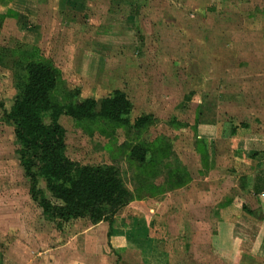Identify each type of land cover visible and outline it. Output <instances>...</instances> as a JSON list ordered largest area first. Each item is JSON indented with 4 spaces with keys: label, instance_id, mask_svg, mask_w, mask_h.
<instances>
[{
    "label": "rangeland",
    "instance_id": "374dc122",
    "mask_svg": "<svg viewBox=\"0 0 264 264\" xmlns=\"http://www.w3.org/2000/svg\"><path fill=\"white\" fill-rule=\"evenodd\" d=\"M32 60L56 70L51 103L97 102L89 118L58 120L67 157L113 167L132 193L112 248L107 221H58L31 197L3 112ZM114 89L131 101V123L151 114L142 128L96 114ZM137 142L144 161L131 155ZM258 170L264 0H0V264H262L241 252L224 260L210 241ZM38 186L49 196L43 178Z\"/></svg>",
    "mask_w": 264,
    "mask_h": 264
},
{
    "label": "trees",
    "instance_id": "16d2710c",
    "mask_svg": "<svg viewBox=\"0 0 264 264\" xmlns=\"http://www.w3.org/2000/svg\"><path fill=\"white\" fill-rule=\"evenodd\" d=\"M23 68V89L3 113L12 125L14 138L20 147V165L31 180V197L45 216L58 221L76 218H87L92 223L107 221L106 235L112 248L110 236L114 217L131 202L132 193L113 167L78 164L67 157L64 128L58 120L60 115H68L76 120L89 118L94 115L97 102L93 98H85L53 104L49 97L57 83L53 66L32 60L25 63ZM131 108L132 103L125 92L114 89L101 99L96 114L137 130L152 118L151 114H143L131 123L128 118ZM46 114L49 115L48 122L43 118ZM231 131H235V127ZM131 155L136 161H144L147 155L145 146L140 142L135 143L131 147ZM39 178L44 179L49 196L38 186ZM253 190H264V173L256 176ZM241 208L251 212L244 203Z\"/></svg>",
    "mask_w": 264,
    "mask_h": 264
},
{
    "label": "crops",
    "instance_id": "0c3cea01",
    "mask_svg": "<svg viewBox=\"0 0 264 264\" xmlns=\"http://www.w3.org/2000/svg\"><path fill=\"white\" fill-rule=\"evenodd\" d=\"M202 123L203 121L201 122L200 120L198 124L199 127L200 125L204 127L207 126ZM233 127L235 126H232V128ZM231 133L233 135L237 133L236 127L235 131H231ZM198 137L203 138L200 135H198ZM257 144L260 146L262 145L261 142H257ZM254 153L255 152H252V154ZM261 173H264V171L258 170L252 175L251 179H248V182L245 178L242 181L243 183L240 184V187L243 189L241 191L243 196L241 193L240 197L251 212L244 211L240 207L234 218L222 221V224L217 230L211 234L210 241L212 245L221 246L224 260L229 261L234 252H241V256L245 255L251 260H257L264 264V190L258 192L253 190L256 176ZM226 210L227 209H220V212H225ZM104 223L105 221H99L95 226L101 224L99 227L105 229L106 223ZM214 241L217 244H215Z\"/></svg>",
    "mask_w": 264,
    "mask_h": 264
}]
</instances>
